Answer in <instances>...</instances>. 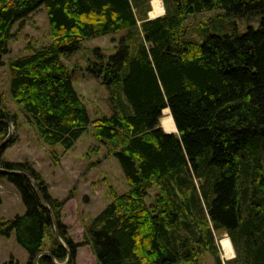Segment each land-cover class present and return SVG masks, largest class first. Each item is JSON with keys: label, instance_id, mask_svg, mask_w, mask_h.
<instances>
[{"label": "trees", "instance_id": "obj_1", "mask_svg": "<svg viewBox=\"0 0 264 264\" xmlns=\"http://www.w3.org/2000/svg\"><path fill=\"white\" fill-rule=\"evenodd\" d=\"M0 0V65L15 23L46 12L51 42L7 61L8 90L43 144L70 151L93 126L117 161L128 192L84 228L93 264H191L203 248L215 264H264V0ZM221 9L259 16L258 25L203 41L187 38L189 15ZM123 30L116 52H96L88 72L110 91L113 111L91 120L65 58L83 40ZM168 110L176 134L160 126ZM0 107V143L8 133ZM115 144V145H113ZM20 194L22 215L1 225L28 256L26 264H75L77 245L54 202L30 168L1 159ZM58 160V158H57ZM30 176L53 212L41 204ZM157 188L151 203L148 191ZM57 228L62 246L55 238ZM213 231H223L235 256L222 263ZM50 238L43 254L44 241Z\"/></svg>", "mask_w": 264, "mask_h": 264}, {"label": "rangeland", "instance_id": "obj_2", "mask_svg": "<svg viewBox=\"0 0 264 264\" xmlns=\"http://www.w3.org/2000/svg\"><path fill=\"white\" fill-rule=\"evenodd\" d=\"M156 7H160V13L154 12ZM149 8V18L164 13L162 0L149 1ZM186 22L187 38L201 42L210 34H224L234 30L243 32L248 26L255 27L258 25L259 16L235 17L226 15L221 9H210L189 15ZM12 32L13 37L9 40L10 50L2 57L3 64L0 65V107L14 117V122H10L8 127L1 159L13 165L30 168L38 175L50 200L54 202L59 221L65 227L71 241L77 245L75 264H93L95 257L90 245L84 243V228L106 207L112 196L127 193L128 185L117 161L110 153L112 146H105L95 138L93 126H89L86 133L68 152L64 153L58 146L51 148L42 143L33 127L27 122L21 106L11 98L8 90L7 61L47 46L51 42L52 36L45 10L35 11L21 25L15 23ZM123 32L120 30L83 40L75 53L64 57L72 75L73 85L86 106L91 120L102 115H110L113 106L109 88L101 77L90 74L87 66L90 61H97V51L104 58L115 53ZM163 113L160 126L167 133L169 130L161 121L168 119L169 112L165 110ZM170 132L176 134V130L171 129L168 133ZM6 171L21 173L14 170ZM156 193V187L148 191L147 203L153 201ZM24 211L25 207L17 189L0 176V230L2 224L16 215H22ZM213 236L222 263L233 259L235 252L227 235L223 231H213ZM49 239H45L43 244L45 252H48L46 250L50 243ZM63 246L65 247L64 243ZM27 260V253L17 244L13 233L9 237L0 235V264H26ZM191 264H215L214 256L210 251L198 249Z\"/></svg>", "mask_w": 264, "mask_h": 264}, {"label": "water", "instance_id": "obj_3", "mask_svg": "<svg viewBox=\"0 0 264 264\" xmlns=\"http://www.w3.org/2000/svg\"><path fill=\"white\" fill-rule=\"evenodd\" d=\"M3 121H4L5 123H7L8 127H10V122H8L7 120H3ZM9 134H10V133H9ZM9 134H8V135H9ZM169 134H170V133H169ZM6 140H7V137H5V139L0 143V148H2V147L4 146ZM0 172H2V173H15V172L6 171V170H3V169H0ZM25 176H26V178L29 180V182H30V184L32 185V187L34 188V190L36 191V193H37V195H38V198H39L41 204L44 205V206L48 209L49 213L51 214L52 220H53V222H54V218H53V216H52V211H51V209L46 205V202H45V200H44L42 194L40 193V191L38 190V188L35 186L33 180H32L28 175H25ZM54 224H55V222H54ZM54 234H55V238H56V240H57V241L63 246V243H62L61 239L59 238V235H58V233H57V228H56L55 225H54ZM43 254H46V255H49V256H50V253H49V252H44ZM39 256H40V255H38V256L36 257V259H35V261H34V264H38L37 259H38ZM69 259H70V256H69V254H68V257H67V260H66L65 264L69 262ZM53 263L56 264L55 260H53Z\"/></svg>", "mask_w": 264, "mask_h": 264}, {"label": "bare ground", "instance_id": "obj_4", "mask_svg": "<svg viewBox=\"0 0 264 264\" xmlns=\"http://www.w3.org/2000/svg\"><path fill=\"white\" fill-rule=\"evenodd\" d=\"M159 6V5H158ZM160 7H156V8H154V12L156 11V12H159L160 10ZM168 111V110H167ZM165 113V112H164ZM163 113V114H164ZM163 124L165 123V126H166V128L170 131L171 129H173V123H172V120H171V118H170V116L168 117V119H165V120H162L161 121ZM176 130V129H175ZM168 131V132H169Z\"/></svg>", "mask_w": 264, "mask_h": 264}, {"label": "crops", "instance_id": "obj_5", "mask_svg": "<svg viewBox=\"0 0 264 264\" xmlns=\"http://www.w3.org/2000/svg\"><path fill=\"white\" fill-rule=\"evenodd\" d=\"M159 13H160V12H159ZM159 13H158V14H159ZM167 133H168V132H167ZM170 134H172V133L170 132Z\"/></svg>", "mask_w": 264, "mask_h": 264}]
</instances>
